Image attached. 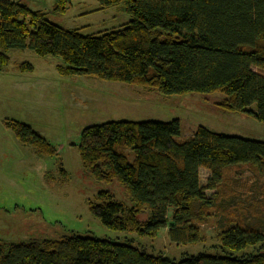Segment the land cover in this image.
Masks as SVG:
<instances>
[{
  "label": "trees",
  "instance_id": "16d2710c",
  "mask_svg": "<svg viewBox=\"0 0 264 264\" xmlns=\"http://www.w3.org/2000/svg\"><path fill=\"white\" fill-rule=\"evenodd\" d=\"M72 1L54 0L53 11L63 14ZM98 1L100 9L123 3L130 20L83 34L28 4L0 0V71L9 64V50L29 48L60 58L57 69L64 75L147 86L162 94L221 92L224 109L264 122V75L253 68L264 69V0ZM20 68L33 67L23 63ZM252 104L256 110L249 108ZM10 126L39 155L56 152L28 124L14 120ZM180 135L178 119L109 120L81 131L77 146L84 170L96 180L118 182L129 196L127 205L102 191V201L90 204L106 227L150 237L168 227L176 244L202 242L201 226L217 204L225 168L241 163L264 168L262 140L202 125L186 138ZM201 168L210 172L205 185ZM220 226L225 248L242 250L264 241V230L233 221ZM0 264H264V251L175 260L129 243L71 233L61 239H0Z\"/></svg>",
  "mask_w": 264,
  "mask_h": 264
},
{
  "label": "rangeland",
  "instance_id": "374dc122",
  "mask_svg": "<svg viewBox=\"0 0 264 264\" xmlns=\"http://www.w3.org/2000/svg\"><path fill=\"white\" fill-rule=\"evenodd\" d=\"M12 1L42 10L50 21L83 34L117 28L130 20L123 3L100 9L98 0H76L66 12L57 14L54 0ZM7 54L9 64L0 71V239H61L76 233L129 243L175 260L200 253L239 257L264 251V241L242 250L225 248L218 235L220 225L230 221L264 230V168L258 171L244 163L225 168L217 204L201 226L204 240L176 244L169 237L168 227L156 237L106 227L90 204L102 201V191H109L114 200L127 205L129 196L118 182L90 176L82 166L77 146L85 127L109 120L178 119L179 138L192 135L202 125L214 132L262 141L264 122L224 109L221 92L162 94L147 86L61 74L57 69L60 58L39 56L29 48L11 49ZM23 63H30L32 70H21ZM253 68L264 75V69ZM249 108L256 110V105ZM14 120L43 135L56 152L39 155L34 146L21 142L10 126ZM209 173L201 168L203 185ZM147 214L145 211L140 216Z\"/></svg>",
  "mask_w": 264,
  "mask_h": 264
},
{
  "label": "crops",
  "instance_id": "0c3cea01",
  "mask_svg": "<svg viewBox=\"0 0 264 264\" xmlns=\"http://www.w3.org/2000/svg\"><path fill=\"white\" fill-rule=\"evenodd\" d=\"M74 1H76V0H73V1L69 4V6L72 5V3H74ZM73 5H74V4H73ZM68 8H69V7H68Z\"/></svg>",
  "mask_w": 264,
  "mask_h": 264
},
{
  "label": "bare ground",
  "instance_id": "6f19581e",
  "mask_svg": "<svg viewBox=\"0 0 264 264\" xmlns=\"http://www.w3.org/2000/svg\"><path fill=\"white\" fill-rule=\"evenodd\" d=\"M68 6V5H67ZM105 8V7H104ZM82 33V32H81ZM30 64V63H29ZM134 231V230H133Z\"/></svg>",
  "mask_w": 264,
  "mask_h": 264
}]
</instances>
